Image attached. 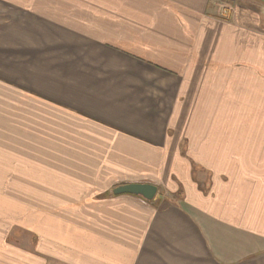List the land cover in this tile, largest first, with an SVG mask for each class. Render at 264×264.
I'll list each match as a JSON object with an SVG mask.
<instances>
[{
    "label": "crops",
    "instance_id": "0c3cea01",
    "mask_svg": "<svg viewBox=\"0 0 264 264\" xmlns=\"http://www.w3.org/2000/svg\"><path fill=\"white\" fill-rule=\"evenodd\" d=\"M260 1L0 0V264H264Z\"/></svg>",
    "mask_w": 264,
    "mask_h": 264
},
{
    "label": "water",
    "instance_id": "95a60500",
    "mask_svg": "<svg viewBox=\"0 0 264 264\" xmlns=\"http://www.w3.org/2000/svg\"><path fill=\"white\" fill-rule=\"evenodd\" d=\"M113 193L115 195L131 194L141 196L151 201L158 193V186L151 183H128L117 186L114 188Z\"/></svg>",
    "mask_w": 264,
    "mask_h": 264
},
{
    "label": "rangeland",
    "instance_id": "374dc122",
    "mask_svg": "<svg viewBox=\"0 0 264 264\" xmlns=\"http://www.w3.org/2000/svg\"><path fill=\"white\" fill-rule=\"evenodd\" d=\"M230 5H226L225 3L220 6V16L222 18H226L228 16V11L230 8L228 7ZM242 6L243 7H251V8H260L262 6V3L260 0H242ZM264 6V5H263Z\"/></svg>",
    "mask_w": 264,
    "mask_h": 264
}]
</instances>
